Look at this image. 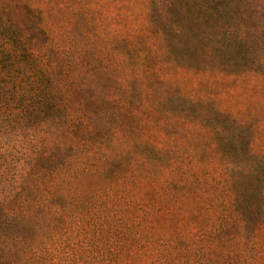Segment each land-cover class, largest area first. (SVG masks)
<instances>
[{
	"label": "rangeland",
	"instance_id": "1",
	"mask_svg": "<svg viewBox=\"0 0 264 264\" xmlns=\"http://www.w3.org/2000/svg\"><path fill=\"white\" fill-rule=\"evenodd\" d=\"M38 2L39 20L46 26L40 42L63 46L69 37L81 46L62 57L75 68L74 80L87 74V90L76 92V102L94 112L90 122L104 132L94 140L122 164L115 166L112 179L96 186L83 177L63 181L59 165L69 151L44 160L55 134L45 135L36 126L38 118L31 117L39 111L6 99L7 86L0 81V204L6 212L0 215L1 245L15 255L23 252L25 264H93L90 204L107 189L110 198L123 195L138 207L153 208L148 218L154 235L168 231L193 244L204 236L210 216L202 204L215 192L191 187L183 193L188 195L171 202L159 181L168 177L176 185L183 176L190 183L188 169L202 181L222 178L217 175L224 160L211 147L214 125L247 138L237 140L230 152L234 162L243 157L246 142L254 151L264 149V0ZM102 66L108 76L99 72ZM105 97L118 100L117 113ZM111 132L116 136L110 138ZM140 142L166 149L157 165L162 168L155 164L150 177L143 174L146 166L139 158L146 153ZM75 153L91 157L81 147ZM175 167L176 173L170 171ZM246 187L258 211L264 180ZM137 206L129 211L138 217L143 212ZM258 234L264 242V223ZM235 235V229L226 231L230 239ZM148 254L141 255V264Z\"/></svg>",
	"mask_w": 264,
	"mask_h": 264
},
{
	"label": "trees",
	"instance_id": "2",
	"mask_svg": "<svg viewBox=\"0 0 264 264\" xmlns=\"http://www.w3.org/2000/svg\"><path fill=\"white\" fill-rule=\"evenodd\" d=\"M41 12L42 6L38 0H0V71L3 70L0 81H4L6 84L3 86H7L2 95L8 100L25 103L24 107L29 112L39 111V114L31 117L38 118L39 123L36 126L40 125L39 130L43 129L41 131L45 135L55 134L54 145H50L44 152V160L60 151H69L70 155L62 158L63 162L59 165L63 181L68 176L83 177L96 186L101 180L112 179L118 171H115V166L120 168L122 161L120 157L111 159L101 147L102 141L99 139V142L97 138L94 140V137H103L104 132L91 124L90 119L94 112L90 113L86 103L76 102V92L81 91L82 87L86 88L83 83L87 74L84 72L74 80L75 68L71 67L70 62L64 63L62 57L67 59L68 54L72 56L75 53L76 46H81H75L73 38L69 37H65L69 43H62L63 46H56L55 43L53 47L41 43L39 36L44 27L46 29L41 24L42 20H39ZM46 32L49 34L48 30ZM99 68L103 76H108V70L104 66ZM105 101L117 113L115 108H118V100L105 97ZM39 106L43 107L38 110ZM104 112H110L108 107ZM102 116L106 118L105 114ZM214 126L216 128H213L211 134V147L216 148L224 160L217 175L222 177L220 181H202L196 173H189L191 169L185 172V175L188 173L193 178L191 182L181 176L175 191L174 180L167 177L159 181L160 188L166 194L164 196L171 202L188 195L183 193L191 187H195L198 192H205L207 189L215 192L213 199L207 200L206 197L202 204L210 212L205 223L204 236L189 244L183 236L173 235L168 231L154 235L151 232L153 224L148 218L149 209L153 208L140 204L138 207L136 202L127 200L123 195L110 198L111 194L107 189L101 198L90 204L94 209L90 217L93 264H141V255L148 253L145 264H264V242L258 238L259 228L264 223V190L260 192L263 204L257 211L255 204L249 202L246 187L252 180H264V149L254 151L246 142V148L239 156L243 157L234 162L230 152L234 150L237 140L243 142L247 138L242 134L235 135L223 126ZM108 136L112 138L116 134L111 132ZM138 146L146 153L139 158L142 167L146 166L143 174L150 177V173H155V164L158 165L166 149L144 142H140ZM79 147L85 153L89 151L87 155L91 157L82 158L80 153L76 154ZM90 158L95 161H89ZM64 167L68 168L65 170ZM163 168L168 170V167ZM176 168L169 170L176 173ZM152 174L151 177L154 176ZM163 192H160L162 198ZM119 202L122 203L120 207ZM134 205L139 212H143L141 216L137 217L129 211H133ZM0 215H6L1 204ZM230 228L235 229V238L226 236V231ZM133 247L138 248L139 253H134ZM20 253L21 256H18ZM25 259L23 252L15 255L11 248L0 243V264H25Z\"/></svg>",
	"mask_w": 264,
	"mask_h": 264
}]
</instances>
